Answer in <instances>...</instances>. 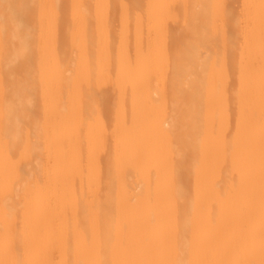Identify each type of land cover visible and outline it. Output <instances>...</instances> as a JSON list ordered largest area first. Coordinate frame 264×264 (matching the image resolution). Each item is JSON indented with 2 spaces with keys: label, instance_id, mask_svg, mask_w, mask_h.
I'll return each mask as SVG.
<instances>
[{
  "label": "bare ground",
  "instance_id": "bare-ground-1",
  "mask_svg": "<svg viewBox=\"0 0 264 264\" xmlns=\"http://www.w3.org/2000/svg\"><path fill=\"white\" fill-rule=\"evenodd\" d=\"M0 264H264V0H0Z\"/></svg>",
  "mask_w": 264,
  "mask_h": 264
}]
</instances>
